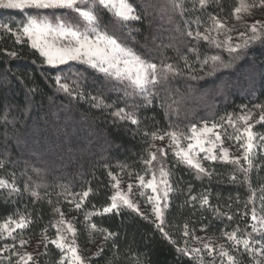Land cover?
Returning <instances> with one entry per match:
<instances>
[{"label":"trees","instance_id":"trees-1","mask_svg":"<svg viewBox=\"0 0 264 264\" xmlns=\"http://www.w3.org/2000/svg\"><path fill=\"white\" fill-rule=\"evenodd\" d=\"M137 11L143 15L141 21L129 23L120 28L106 12L100 17L107 30L122 43L132 47L146 59L159 64H177L184 72L181 76L170 77L159 91L151 105H145L142 96L124 95V86L114 87L103 74L87 65H71L72 73H82L81 89L86 94H101L108 109L94 107L87 99L69 97L58 90L55 83L57 75H69V66L53 68L43 63V58L32 49L30 42H16L15 36L0 31V161L5 167L0 169V177L11 181L15 174L20 193L9 194L0 189V223L9 217L18 220L21 215L31 223L23 230L16 229L13 236L0 238V249L5 244L13 245L15 251L20 247L19 240L26 242L43 239L44 245L36 257L35 264H58L61 252L50 241L56 238V222L60 219L55 211L64 213V220L76 228V243L79 254L86 264H195L188 256L177 252L176 247L184 246V240L191 247H202L193 237H202L213 246L215 264H220L219 246L232 254L239 264H252V257L232 247L224 235L237 228L238 236L252 233L251 209L261 212V189L264 188V149H257L254 167L249 174L255 200L249 202L252 191L244 182L242 173L235 172V166L221 161L206 162L205 167L212 171L208 177H199L187 165L177 163L173 153L168 150L166 140L155 141L157 147L165 148L164 167L169 171V191L167 208L164 213L165 231L177 244L173 245L153 224L152 218L144 219L136 211L122 207L103 215H92L90 222L98 229L117 233L113 240H105L102 231L90 232L85 221L86 212H99L111 203L117 179L137 178V174L149 177L151 173L143 163L148 158L150 138L145 132L179 130L190 134V127H197L207 121L219 122L228 114L240 115L242 106L255 112V104H264V43L251 45L241 59L229 68L220 69L213 75H206L208 68L198 63L196 55L190 52L195 47L203 55L218 52L227 61L226 52L216 49L205 41H197L185 34V21L197 17L203 22L200 31L207 26L209 14L217 15L222 21L234 19L233 11L239 0H219L205 11L187 12L184 16L165 13L161 6L166 0H130ZM185 7L191 8L190 0ZM39 10L32 14H38ZM27 13L18 10L0 9V23H8L13 30L24 21ZM194 30L196 25L191 24ZM131 31V36H129ZM17 52L18 56L8 55ZM182 56H187L194 71L184 67ZM198 75L202 79H190ZM76 79L75 75L71 80ZM34 89V91H29ZM132 93V89H127ZM161 104H171L172 109L165 114ZM116 108L135 110L140 121L139 129L128 121L119 120L112 115ZM7 114V121L4 116ZM224 130V129H223ZM227 134L233 129L227 127ZM254 133L264 135V122L255 123ZM259 142V139H257ZM155 150V149H152ZM159 157V154H158ZM243 163V161H242ZM235 174L237 181L230 180ZM25 185L29 190L25 191ZM63 186V187H62ZM91 189L83 199L80 209L69 201L79 200L76 194ZM37 190L41 199L31 196ZM208 195L209 205L201 207L199 198ZM189 196L197 201L187 203ZM231 216L232 219H228ZM187 224L190 235H182ZM259 227V225H257ZM46 230V231H45ZM45 236L48 241H45ZM252 239H262L252 233ZM113 243L116 247L113 249ZM103 247L100 255H95ZM11 251H0V264H9L5 257ZM204 264H212V256L202 252ZM17 258L12 256V264ZM30 261L28 264H33ZM227 264L226 258H224ZM65 264H68L65 261Z\"/></svg>","mask_w":264,"mask_h":264},{"label":"snow or ice","instance_id":"snow-or-ice-1","mask_svg":"<svg viewBox=\"0 0 264 264\" xmlns=\"http://www.w3.org/2000/svg\"><path fill=\"white\" fill-rule=\"evenodd\" d=\"M192 7H185L186 0H166V3L161 6V11L165 13H176L184 16L187 12L205 11L209 5L219 4V0H190ZM257 8H264V0H239L238 6L234 8L233 15L236 20H241L242 15H252L253 10ZM0 9L18 10L24 12L28 9L34 10H70L76 15V22L65 20L62 17L49 18L42 14L32 15L29 14L25 17L16 29L13 30L8 23H0V29L5 33H10L15 36L16 42L22 43L26 38L30 42L32 49L36 50L40 57L43 58V63L56 68L60 65L69 66V75H57L55 83L59 91L66 93L69 97L87 99L94 107L108 109L112 107L107 104L101 94L92 96L86 94L81 89V82L84 77L82 73L71 72V62L87 65L89 68L94 69L96 72L103 74L105 78L114 81L117 89L119 86H124V95L129 96L138 94L142 96L145 105L152 104L155 97L160 95V87L165 84L170 77L181 76L184 74L183 70L177 65L172 63H165L161 61L159 64L146 59L139 54L132 47L122 43L114 34L107 30V26L103 24L100 13L106 11L117 23L120 28H127L129 23L141 21L143 15L137 11L136 6L130 0H0ZM196 25L193 30L191 24ZM203 22L197 17L194 21H185V34L197 41H205L209 45L220 49L228 54L229 59L226 61L219 52L215 55H203L195 47L190 49V52L196 55L198 63L201 65L202 70L204 67L208 68L206 75H213L220 69L229 68L233 62L242 58L247 52L248 48L257 43H264V22L255 21L254 23L244 24L246 29L239 32L237 39L239 42H233L232 32L236 31L235 27H229L226 21H222L217 15L209 14L207 17V26L204 31H200ZM223 35L224 39H219ZM131 36V31H129ZM8 55L16 57L17 52H10ZM184 67L189 71H194L187 56H182ZM75 75L76 79H71ZM198 75H191L190 79H202ZM132 89L129 93L127 89ZM29 91H34L30 89ZM160 107L165 109L167 115L172 109L171 104H161ZM243 112L240 115L228 114L221 117L219 122L209 123L203 122L202 128H198L195 124L190 127L191 135H186L182 131L171 129L167 131H152L145 132V135L150 138V148L148 150V158L143 161L147 166L148 171L151 173V180L146 181L144 175L137 174L139 186L144 188H151L153 193H158L157 185V171L160 177V183L165 185L162 197L157 194L156 196H148L147 200L152 203V212L155 219L152 221L155 227L162 233V235L169 240L170 243L176 245V240L172 239L167 231H165V220L163 211L167 208L166 201L171 190V185L167 181L170 175L169 171L164 167V156L167 154L165 148L157 147L155 141H163L167 138V148L170 150L177 163L187 165L193 169L197 176L208 177L212 175V171L206 168L203 160L216 161L221 160L235 166V172L242 173L244 182L247 183L248 188L252 191L249 197V202L255 200V190L249 179V174L254 167V160L257 156V149H264V135L257 137V134L252 131L255 123L264 122V104H255L253 109L259 111L258 119L253 120L255 112L248 109L247 105L242 106ZM112 115L119 120L128 121L132 125L137 126L139 129L141 121L135 110L129 111L126 108H116ZM7 121V114L4 116ZM250 121H253L250 123ZM227 127L233 129L232 134H227ZM216 129L225 130V138L232 140L239 145L242 150L241 156L230 155L229 149L223 146V139L221 133L214 131ZM211 133L209 138L206 134ZM259 139V142H257ZM219 148V154L215 149ZM155 149V150H152ZM200 153H204L201 157ZM159 154V157H158ZM155 166L153 165V162ZM243 161V163H242ZM5 167V163L0 161V169ZM13 179L11 181L0 177V189H5L9 194H19L21 189L17 186L15 174H11ZM109 176L115 181L113 187L116 189L115 194L110 197L111 203L103 207L99 212H86L85 221L90 232L102 231L105 233V240H113L117 233L108 232L106 229H98L95 223L90 222L92 215H103L115 211L117 214L122 207L136 211L144 219H148L144 213L140 212L139 205L130 199L133 185L129 184L127 191L120 189V180L117 179L111 172ZM230 180L237 181L235 174L230 176ZM63 187V186H62ZM25 191L29 188L27 185L24 187ZM91 189L84 191L81 194H76L80 197L79 200L75 198L70 203L75 205L76 209H80L83 199L89 195ZM261 212H264V188L261 189ZM31 196L36 199H41L40 193L37 190L31 191ZM141 195L143 193L141 192ZM197 201L196 196H189L187 203L191 204ZM201 207L209 205L208 195H202L199 198ZM213 210L219 212L218 208L213 207ZM55 211L59 214L60 219L56 222V238L50 241L51 244L60 250L61 258L58 264H86L85 258L79 254L78 245L76 243V228L74 225L64 220V213L56 208ZM228 219H232L231 216ZM251 220L253 223L250 225L252 233L259 234L262 239H252V233H246L245 236H238L239 229L232 232H225L227 240L231 242L232 247L239 251L241 248L245 253L252 257V264H264V215H258L257 209H251ZM31 223L29 218L21 215L18 220H13L9 217L7 222L0 224V238L11 237L16 229L23 230ZM259 225V227L257 226ZM46 231V230H45ZM182 235L188 237L190 230L188 225L183 226ZM193 239L202 244V247H191L189 241L184 240V246L177 245V252L182 255L188 256L195 264H204L202 252H207L212 256V264H215L216 257L213 256V246L211 243L204 242L202 237H193ZM45 241L48 238L45 236ZM24 239L19 240L21 247L25 245ZM116 245L113 243V249ZM15 248V244H5L0 251H11ZM103 251L101 247L95 255H100ZM12 256L18 259L15 264H28V261H33L30 253L21 255L19 252L11 251V255L5 257L12 264ZM219 257L221 258L220 264H239L236 258L227 251L223 245L219 246ZM35 264V261H33ZM137 264H143L137 261Z\"/></svg>","mask_w":264,"mask_h":264},{"label":"rangeland","instance_id":"rangeland-1","mask_svg":"<svg viewBox=\"0 0 264 264\" xmlns=\"http://www.w3.org/2000/svg\"><path fill=\"white\" fill-rule=\"evenodd\" d=\"M37 10L34 9H28L25 10V12L27 13V15L35 13ZM39 14L48 16L49 18H53L55 17H62L65 20H70L72 22H76V15L72 12H70V10H39ZM34 15V14H32ZM36 15V14H35ZM262 21L264 22V8H257L253 10V14L252 15H242V19L241 20H236L235 18L231 21L226 22L227 25L229 27H235L236 31L232 32L231 35L233 36V42H239L237 39L238 33L239 32H243L246 29L244 28V24L248 23H254L255 21ZM0 31H3L2 29H0ZM26 39V38H25ZM219 39H224V36L221 35L219 37ZM79 63L77 62H71L72 66L78 65ZM64 66H68V65H60L58 66V68H62ZM73 72V70L71 71ZM254 120V117H253ZM253 121H250V123ZM203 126V125H202ZM202 126L198 127V128H202ZM209 126H211V124H209ZM214 131L220 132L221 133V137L224 141L223 146L229 149L230 155L232 156H241L242 155V150L239 149V145L237 143H235L232 140H228L227 138H225V130L223 129H216ZM253 131V129H252ZM254 132V131H253ZM191 135V133L189 134ZM209 138L211 137V133L206 134ZM257 137L258 134H257ZM168 144V141L166 140V145ZM215 152L217 154H219V148L215 149ZM200 156L203 157L204 153H200ZM216 161H221V160H216ZM206 162H212L210 160H203V164L204 166ZM223 162V161H221ZM155 161L153 162V165L155 166ZM166 168V167H165ZM151 175L149 177H145V180H151ZM120 180V189L123 191H127V187L129 184L133 185L132 188V193L130 194V199H132L134 202H136L139 205V209L140 212L144 213V215L155 219L154 214L152 212V203L149 202L147 200L148 196H156L157 194H159L161 197L163 195V191L165 189V185L161 184L160 181V177H159V173L157 171V185H158V193H153L151 188H144V187H140L139 186V181L137 178H127V179H119ZM167 181L169 183V177H167ZM170 184V183H169ZM116 191V189H115ZM141 192L143 193V195H141ZM115 194V192H114ZM168 200V197H167ZM166 201H161L162 205L163 203H167ZM165 210L163 211V217H164V213ZM7 222V221H6ZM2 224V223H0ZM14 233V232H13ZM4 236H6V234H4ZM42 245H44V240L43 239H34V240H30V242H26L25 245L23 247H18L16 248V252H19L21 255H23L24 253H30L32 255V257H36L38 255V253L41 251V247ZM15 258H17L15 256ZM18 259V258H17ZM30 261H28L29 263Z\"/></svg>","mask_w":264,"mask_h":264}]
</instances>
